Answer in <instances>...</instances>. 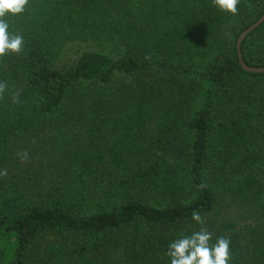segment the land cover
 <instances>
[{"label": "trees", "instance_id": "16d2710c", "mask_svg": "<svg viewBox=\"0 0 264 264\" xmlns=\"http://www.w3.org/2000/svg\"><path fill=\"white\" fill-rule=\"evenodd\" d=\"M263 11L28 0L0 18L23 37L0 56V264H170L202 228L228 264H264V73L235 49ZM241 52L264 66V21Z\"/></svg>", "mask_w": 264, "mask_h": 264}, {"label": "clouds", "instance_id": "9594fccd", "mask_svg": "<svg viewBox=\"0 0 264 264\" xmlns=\"http://www.w3.org/2000/svg\"><path fill=\"white\" fill-rule=\"evenodd\" d=\"M27 2L28 0H0V18L8 14L23 13ZM238 3L239 0H214L218 9L232 14L237 12ZM8 29L6 19H0V56L9 52L19 53L23 45V37L11 34ZM192 219L199 222L201 217L193 212ZM210 237L211 233L202 228L191 235L172 240L167 251L170 264H228L229 240L220 237L214 245H210Z\"/></svg>", "mask_w": 264, "mask_h": 264}, {"label": "water", "instance_id": "95a60500", "mask_svg": "<svg viewBox=\"0 0 264 264\" xmlns=\"http://www.w3.org/2000/svg\"><path fill=\"white\" fill-rule=\"evenodd\" d=\"M263 21H264V11L254 22H252L250 25L244 28L236 37L235 49H236L237 60H238L240 67L244 71L251 72V73H264V66H250L246 64L243 59L242 52H241V45L245 37L250 32H252L256 27H258Z\"/></svg>", "mask_w": 264, "mask_h": 264}, {"label": "rangeland", "instance_id": "374dc122", "mask_svg": "<svg viewBox=\"0 0 264 264\" xmlns=\"http://www.w3.org/2000/svg\"><path fill=\"white\" fill-rule=\"evenodd\" d=\"M86 48H88V43H85V42L75 41V42L67 43L64 50H63V53L61 55L59 63L60 64L66 63L68 60L75 57L80 51H82L83 49H86ZM104 50L113 51V43L112 44H106ZM184 60L187 63L192 64L193 66H199L200 67L202 65V61H199L196 58L184 57Z\"/></svg>", "mask_w": 264, "mask_h": 264}]
</instances>
